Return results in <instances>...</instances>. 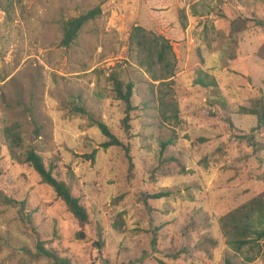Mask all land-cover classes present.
Segmentation results:
<instances>
[{
    "label": "rangeland",
    "instance_id": "1",
    "mask_svg": "<svg viewBox=\"0 0 264 264\" xmlns=\"http://www.w3.org/2000/svg\"><path fill=\"white\" fill-rule=\"evenodd\" d=\"M179 4L188 16L183 33L172 28L169 12L150 16L144 0H0V191L23 203L39 240L72 264H264L258 248L234 252L219 224L231 209L264 199V129L254 130L249 112L255 97L264 99V26L248 22L230 37L237 17L264 22V0ZM97 6L101 14L70 47L61 46L62 21ZM137 25L171 40L173 78L153 81L138 65L129 42ZM200 70L216 78L219 97L194 84ZM111 71L134 83L129 136ZM175 103L177 121L168 118ZM98 121L130 145L132 177L123 149L101 146ZM15 126L22 143L11 154L5 129ZM252 134L257 152L241 138ZM31 149L87 209L84 239H76V219L25 161ZM160 192L166 196L148 198ZM204 238L216 246L204 250ZM0 264H53L37 254L18 207L1 196Z\"/></svg>",
    "mask_w": 264,
    "mask_h": 264
},
{
    "label": "trees",
    "instance_id": "2",
    "mask_svg": "<svg viewBox=\"0 0 264 264\" xmlns=\"http://www.w3.org/2000/svg\"><path fill=\"white\" fill-rule=\"evenodd\" d=\"M179 2L180 0H144L146 10L150 16H154L156 13L169 12L174 19L172 28L183 33L188 24V16L184 8L180 7ZM172 4H177L178 7L174 8L171 6ZM100 14L101 7L97 6L77 17H71L63 20L61 23V46L66 48L70 47L78 37L82 28L89 21L97 18ZM248 22H255L260 26H264V22L262 20L255 19L253 17L247 19L237 17L231 23L232 27L230 37L235 36L241 30H245ZM129 42L130 45L138 51V65L148 73L151 80L163 82L164 80L174 77L175 54L173 53L170 39L166 38L163 34L157 33L153 30H147L144 27L137 25L131 30ZM234 57L235 54H232L231 59H235ZM154 67H158L163 70L160 76L154 72ZM109 81L111 83V91L115 100L122 102L124 105V116L121 119V127L125 135L129 136L132 128L131 113L136 109L132 100L134 96V83L132 81L122 80L119 73L116 71H111ZM194 84L211 91V93L213 92V98L219 97L221 93V89L219 88L216 78L207 71L200 70L199 76L195 79ZM210 103L217 105V102H215L214 99H212ZM252 105L253 107L249 109V112L250 114L256 116L257 119V126L254 130L264 129V99L261 96H257L253 99ZM79 111L86 113L85 109L82 107ZM179 114V105L175 103L172 106V114L168 115V118L170 120L177 121ZM96 124L106 138V141L101 145L103 148L107 149L109 147L117 146L123 149L125 158L129 164V174L132 177L135 165L130 154V145L128 143H124L121 138L114 134L111 128L104 122L98 121ZM232 129L233 128L229 130L230 133L232 132ZM5 136L10 141V153L14 154V149L20 148L22 143V138L17 126L6 128ZM241 138L247 141L254 152L261 149L260 143L255 140L253 134L250 136H243ZM173 142V138L162 142V151L168 145L173 144ZM94 156L95 152L93 153V157ZM25 161L30 164V166L38 174L41 182L52 188L57 198H59L67 206L69 212L76 219L79 227V230L75 234L76 239H84V230L89 224V214L85 206L81 204L80 199L72 195L68 185L53 174L52 169L46 166L42 157L35 150L31 149L25 154ZM0 196L3 201L14 204L18 207L25 227L35 238L36 252L38 255L50 258L53 264H72L69 258L61 257L55 250L46 248L43 242L39 240L38 234L32 226L30 215L23 214L24 205L22 202L17 203L8 199L2 194V191H0ZM163 196H166V193L160 192L148 195V198L159 199ZM256 215L264 218V199L262 198H252L249 201L231 209L219 219L220 231L226 238L227 245L234 252L242 253L245 250L254 251L258 248V252L264 253V223L260 221L255 223L253 217ZM199 244L200 247L206 250L205 248L208 246H216V240L212 238H204L199 242ZM249 260L252 261L253 257L249 258ZM227 263L231 264L230 261ZM159 264L169 263L159 260Z\"/></svg>",
    "mask_w": 264,
    "mask_h": 264
}]
</instances>
